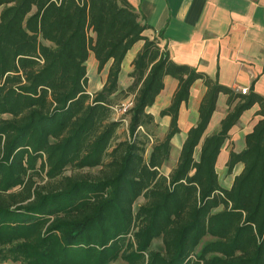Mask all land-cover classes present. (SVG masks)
<instances>
[{"label": "trees", "instance_id": "16d2710c", "mask_svg": "<svg viewBox=\"0 0 264 264\" xmlns=\"http://www.w3.org/2000/svg\"><path fill=\"white\" fill-rule=\"evenodd\" d=\"M148 28L126 0H0L1 262L264 264V98L173 62L157 36L143 35ZM138 40L130 83L119 88L120 63ZM90 53L96 72L106 66L92 93ZM165 75L177 84L156 138L145 109ZM196 79L205 87L197 121L164 174L179 105ZM219 93L227 112L205 134ZM253 104L261 117L244 147L229 151L226 173L237 162L242 169L223 188L216 157Z\"/></svg>", "mask_w": 264, "mask_h": 264}, {"label": "crops", "instance_id": "0c3cea01", "mask_svg": "<svg viewBox=\"0 0 264 264\" xmlns=\"http://www.w3.org/2000/svg\"><path fill=\"white\" fill-rule=\"evenodd\" d=\"M126 1L138 13L139 21L149 26L143 35L149 38L157 36L160 49H165L173 62L193 67L233 90L245 88L264 98V0ZM141 45L142 40H138L126 51L118 73L119 88L129 85L127 73ZM86 61H89L90 68L96 66L91 53ZM98 73L101 80L91 92L86 90L88 93L101 87L106 66ZM162 81L163 88L145 109L156 124L154 133L160 136L166 130L169 116H159L158 113L169 104L177 84L168 75L163 76ZM204 91L201 80L196 79L189 88L187 101L179 105V131L170 139L171 151L175 150L176 156L187 129L197 121V108ZM226 99L225 94L217 95L205 134L218 130L219 122L227 112ZM258 108V104H253L240 114L220 147L215 171L223 188L230 186L233 177L241 171L242 163H235L230 173L225 171L222 181L218 173L225 170L229 151L239 152L244 147L243 136L261 117L257 114Z\"/></svg>", "mask_w": 264, "mask_h": 264}, {"label": "rangeland", "instance_id": "374dc122", "mask_svg": "<svg viewBox=\"0 0 264 264\" xmlns=\"http://www.w3.org/2000/svg\"><path fill=\"white\" fill-rule=\"evenodd\" d=\"M88 62L86 61V63H85L86 72H87L86 74L88 75V78H87L88 81H87V85H86V90L91 92V90H93L94 87L97 86V84L100 82L101 79H100V73L96 72L95 66L90 68ZM119 114H120L119 111H115L114 115L117 116ZM124 129H125V125L122 124L117 130L118 134L122 136V134L124 133ZM154 130L156 131V128H154ZM154 135H156V134L154 133ZM157 137H161V136L158 134V135H156V138ZM148 150H149V145L146 146V152H148ZM175 156H176V151L172 150L170 152L169 159L166 161V163L160 169L162 173L167 174L170 171V169L174 166L175 159H176ZM83 171H89L90 173H93V172H95V169H88V170L84 169ZM68 172H69L68 170H65L64 174H67ZM218 175H219V180L222 181L223 177L225 175V170H223L222 172L218 173ZM139 201H140V199L137 200V202H139ZM151 246H152L153 249H160L159 240L158 239L153 240ZM0 264H18V263L17 262H11V261H3V262L0 261ZM114 264H121V263L120 262H115Z\"/></svg>", "mask_w": 264, "mask_h": 264}, {"label": "built area", "instance_id": "2783aa9c", "mask_svg": "<svg viewBox=\"0 0 264 264\" xmlns=\"http://www.w3.org/2000/svg\"><path fill=\"white\" fill-rule=\"evenodd\" d=\"M239 91H240L241 93H245V92L247 91V89H245V88H240ZM129 104H130L129 102H126L125 104H122V105H121V108H120V109L118 108V109H116L115 111L122 112V111L125 110V108H126Z\"/></svg>", "mask_w": 264, "mask_h": 264}]
</instances>
